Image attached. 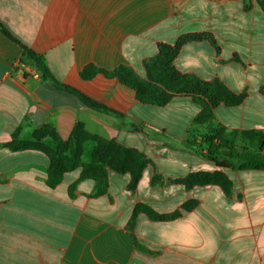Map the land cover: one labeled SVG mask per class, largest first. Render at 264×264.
I'll use <instances>...</instances> for the list:
<instances>
[{
  "label": "crops",
  "instance_id": "obj_1",
  "mask_svg": "<svg viewBox=\"0 0 264 264\" xmlns=\"http://www.w3.org/2000/svg\"><path fill=\"white\" fill-rule=\"evenodd\" d=\"M193 33L210 34L214 43L183 44L175 67L245 93L239 105L215 107L209 125L264 133V12L257 0H0V264H264V169H223L204 158L189 143L206 128L194 126L201 107L191 98L143 104L116 78L80 75L87 65H124L144 78L143 64L159 44ZM14 39L42 55L58 82L110 112L44 80ZM79 128L145 155L134 189L128 172L109 168L101 195H94V180L79 178L80 169L49 188L44 153L7 147L41 130H52L40 140L56 146ZM95 146L82 143V162ZM217 170L231 180L230 194L216 184L178 182ZM190 201L193 208L183 210ZM138 204L180 215L157 220L138 212L130 230Z\"/></svg>",
  "mask_w": 264,
  "mask_h": 264
},
{
  "label": "trees",
  "instance_id": "obj_2",
  "mask_svg": "<svg viewBox=\"0 0 264 264\" xmlns=\"http://www.w3.org/2000/svg\"><path fill=\"white\" fill-rule=\"evenodd\" d=\"M257 2L264 12V0H257ZM3 32L8 35L5 30ZM198 40H208L214 43V39L210 34L193 33L180 36L173 44H159L156 56L143 64L144 78L137 77L130 67L124 65L109 71L87 65L80 75L83 79H90L94 74L102 73L108 78H116L124 86L133 90L136 100L143 104L162 107L174 96L191 98L201 107L200 112L193 119V124L194 126L206 125V128L205 133L200 137V143L196 142V135L191 136L189 143L204 158L223 169H264V155L261 153L264 148V133L257 131L242 132L240 134L225 133L221 127L209 125L212 110L215 107L218 105H239L242 103L245 93H234L218 79L204 80L192 74L182 73L175 67L174 59L182 45ZM14 41L20 45L24 54L35 63L44 80L50 82L54 87L76 94L80 101L88 107L110 112L85 95L58 82L48 70L45 58L42 55L31 51L16 39ZM45 131L52 132V130H41L34 134L32 140L14 139L7 144V147L12 151L37 150L44 153L49 160L46 173V184L49 188H54L60 183L65 172L80 169L79 178L94 180L96 183L94 195H101L107 188V168H109L117 173L128 172L130 174L128 187L134 189L142 169L148 164V159L144 154L124 147L113 140L97 139L95 135L80 128L72 131L68 142L58 143L56 146H51L40 140V134ZM89 139L96 141V146L92 151L90 161L84 163L80 159L82 143ZM239 143H244L241 150L237 149ZM201 149L206 151L202 152ZM67 151L68 153H66ZM178 182L186 187L216 184L226 194H230L232 191L231 180L224 172L219 170L191 173L178 180ZM73 187L69 188L70 195ZM194 205L193 201L186 202L182 205V209L188 211ZM138 212L157 220H168L180 215L179 211L170 215H159L146 205L138 204L130 219V230H132ZM133 243L136 247H139L134 238Z\"/></svg>",
  "mask_w": 264,
  "mask_h": 264
},
{
  "label": "built area",
  "instance_id": "obj_3",
  "mask_svg": "<svg viewBox=\"0 0 264 264\" xmlns=\"http://www.w3.org/2000/svg\"><path fill=\"white\" fill-rule=\"evenodd\" d=\"M200 137H201V136H196V142H197V143L200 142V140H201Z\"/></svg>",
  "mask_w": 264,
  "mask_h": 264
},
{
  "label": "water",
  "instance_id": "obj_4",
  "mask_svg": "<svg viewBox=\"0 0 264 264\" xmlns=\"http://www.w3.org/2000/svg\"><path fill=\"white\" fill-rule=\"evenodd\" d=\"M223 159V158H222ZM222 159H221V161H222Z\"/></svg>",
  "mask_w": 264,
  "mask_h": 264
},
{
  "label": "rangeland",
  "instance_id": "obj_5",
  "mask_svg": "<svg viewBox=\"0 0 264 264\" xmlns=\"http://www.w3.org/2000/svg\"><path fill=\"white\" fill-rule=\"evenodd\" d=\"M227 153V152H226ZM223 160V159H222Z\"/></svg>",
  "mask_w": 264,
  "mask_h": 264
}]
</instances>
